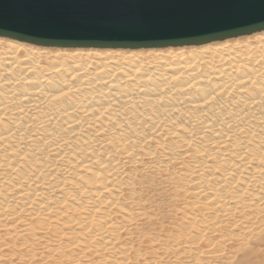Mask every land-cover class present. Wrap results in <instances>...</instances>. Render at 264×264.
Here are the masks:
<instances>
[{
	"label": "bare ground",
	"instance_id": "1",
	"mask_svg": "<svg viewBox=\"0 0 264 264\" xmlns=\"http://www.w3.org/2000/svg\"><path fill=\"white\" fill-rule=\"evenodd\" d=\"M259 253L264 30L138 50L0 36V264H263Z\"/></svg>",
	"mask_w": 264,
	"mask_h": 264
},
{
	"label": "water",
	"instance_id": "2",
	"mask_svg": "<svg viewBox=\"0 0 264 264\" xmlns=\"http://www.w3.org/2000/svg\"><path fill=\"white\" fill-rule=\"evenodd\" d=\"M264 30V0H0V36L43 47L203 45Z\"/></svg>",
	"mask_w": 264,
	"mask_h": 264
},
{
	"label": "rangeland",
	"instance_id": "3",
	"mask_svg": "<svg viewBox=\"0 0 264 264\" xmlns=\"http://www.w3.org/2000/svg\"><path fill=\"white\" fill-rule=\"evenodd\" d=\"M154 190H152L151 194L154 196L153 200V207L155 210V214L158 215L159 220L162 224H168L169 222L172 221L173 219V214L170 212V204H169V199L163 189H157L155 186L153 187ZM157 234V231L155 232ZM262 254V253H259ZM242 259V262L240 264H251V260L244 255L240 256ZM263 260H264V254H262ZM204 258V259H203ZM199 261L197 262L198 264H206L208 261L206 260L205 255H200L199 256ZM236 262V261H235ZM247 262V263H246ZM207 264H222L220 261L216 262H209ZM264 264V261H263Z\"/></svg>",
	"mask_w": 264,
	"mask_h": 264
}]
</instances>
